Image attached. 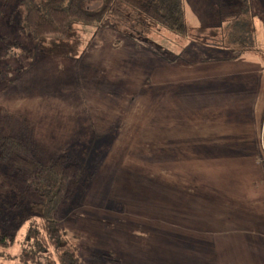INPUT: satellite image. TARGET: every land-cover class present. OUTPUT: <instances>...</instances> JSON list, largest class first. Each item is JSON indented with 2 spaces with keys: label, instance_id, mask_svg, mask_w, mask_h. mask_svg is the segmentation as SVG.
Here are the masks:
<instances>
[{
  "label": "rangeland",
  "instance_id": "374dc122",
  "mask_svg": "<svg viewBox=\"0 0 264 264\" xmlns=\"http://www.w3.org/2000/svg\"><path fill=\"white\" fill-rule=\"evenodd\" d=\"M23 1L0 0V111L15 116L0 118V137L18 136L19 117L42 161L66 152L83 163L62 225L71 241L118 261L83 251L81 264H237L241 254L225 247L239 237L252 246L246 238L257 235L252 249L263 258L264 104L249 86L245 105L223 106L194 84L204 70L220 80L201 64L220 54L203 42L224 31L191 27L183 37L148 25L129 37L79 24L58 46L23 29ZM251 18L237 34L229 27L236 46ZM9 173L0 167V230L16 236L7 251L17 258L27 227L17 207L28 203L15 185L3 191Z\"/></svg>",
  "mask_w": 264,
  "mask_h": 264
},
{
  "label": "trees",
  "instance_id": "16d2710c",
  "mask_svg": "<svg viewBox=\"0 0 264 264\" xmlns=\"http://www.w3.org/2000/svg\"><path fill=\"white\" fill-rule=\"evenodd\" d=\"M231 1L235 3L238 0H229V3ZM220 3L222 25L217 33L224 32L216 39L210 32L213 41L206 40L203 43L216 48H230L239 54L252 50V23L246 22L244 25L249 33L244 37L239 36V46H236L238 40L235 36L231 37V41L228 37L229 27L234 29V34L243 27L241 19L248 12L247 0H241V8L237 10L235 6L228 10L225 0H220ZM22 5L23 29L28 35L40 43L51 37V41L58 46L61 39L70 37L74 26L79 24L97 28L111 25L128 33L129 37L141 35L139 32L148 25L169 28L183 37L189 35L192 29L187 20L184 0H24ZM1 117L8 121L15 118L11 113L0 111ZM18 126V136L8 134L0 137V167L10 170L3 191L15 185L28 203L25 211L21 210V205L17 207L18 212H21L18 220L27 223V227L22 240L18 242L21 251L17 258L7 251L17 241L16 236L0 230V258L9 255L17 259V264H81L84 251L90 257L98 255L118 261L108 252L99 253L97 249L71 241L62 225L68 220L66 211L79 189L83 163L66 152L50 162L42 161V150L34 140L27 122L18 117ZM8 229L11 230L10 227Z\"/></svg>",
  "mask_w": 264,
  "mask_h": 264
},
{
  "label": "crops",
  "instance_id": "0c3cea01",
  "mask_svg": "<svg viewBox=\"0 0 264 264\" xmlns=\"http://www.w3.org/2000/svg\"><path fill=\"white\" fill-rule=\"evenodd\" d=\"M240 1L241 0H238L235 3H233L234 1H231V3H229V0H225L224 4L228 10H231L234 6L237 10L241 8V6H239ZM184 3L187 20L191 27L207 29L210 27L220 26L222 21L219 14L211 15V13H209L210 15L207 16L206 13H202L206 12L207 9H209V12H219L221 4L220 0H184ZM247 4L248 8H246L248 10L247 15L249 16V19L252 16V21H250L252 24L250 27L253 28V34L250 38H252L254 42V48L243 54H239L236 50H232L230 48L227 49L208 46L213 50V52H218L220 54H214L216 56L212 55L209 57L207 54L202 53L203 56L201 57L207 58L204 56H208L210 59L204 61L201 65L203 67H207L211 71L217 70V75L215 76L220 80L214 79L211 82L210 79H208V77H211L210 71H203V73L207 75L205 76L206 78H201V81H197L194 84L196 85V88H202L203 92L207 91L204 96V100L208 98L215 99L223 106H230V104L234 106L245 105L248 100L246 91L249 86V89H252L253 96L255 97V105L258 106L264 104V21H262V19H264V0H247ZM189 10L195 11L194 13L200 12L199 15H197L198 18L194 17L191 19ZM254 12L260 13L262 19H254ZM239 24H241V22ZM239 26L240 25H238V27ZM212 64L214 66L217 64L216 68H212ZM249 69H252V72L249 73L250 77L248 81L246 74H248ZM230 70H233L232 73ZM262 129L263 127L260 130ZM262 138L263 131L261 140ZM256 238H260L259 235H257V237H248L246 240L253 246ZM239 240V243H234L231 246L227 245L225 247V250H227V252L230 251L231 254L235 255L237 251L241 254L237 264H264V254L260 252V255L263 256V258L260 257L259 252H254L252 249L253 247L248 246L245 242H243L242 237H239ZM233 242H237V240L234 239ZM241 256H243V258H241ZM244 259H246V263L243 262ZM131 260V264H140L138 259Z\"/></svg>",
  "mask_w": 264,
  "mask_h": 264
}]
</instances>
